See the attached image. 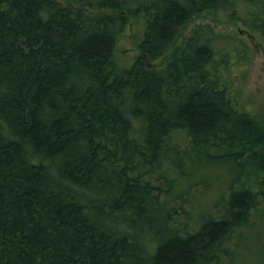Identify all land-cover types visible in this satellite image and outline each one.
<instances>
[{
    "label": "trees",
    "instance_id": "16d2710c",
    "mask_svg": "<svg viewBox=\"0 0 264 264\" xmlns=\"http://www.w3.org/2000/svg\"><path fill=\"white\" fill-rule=\"evenodd\" d=\"M220 13L264 39V0H0V264L232 262L262 213L264 118L225 76ZM219 158L242 176L193 218Z\"/></svg>",
    "mask_w": 264,
    "mask_h": 264
},
{
    "label": "rangeland",
    "instance_id": "374dc122",
    "mask_svg": "<svg viewBox=\"0 0 264 264\" xmlns=\"http://www.w3.org/2000/svg\"><path fill=\"white\" fill-rule=\"evenodd\" d=\"M258 7L252 5L241 6V11L250 16L251 12H257ZM212 15L196 18L187 27L184 36L189 35L195 27L209 23ZM219 20L215 26L216 31L228 34V42H223L229 50V58L223 67L225 76L229 82L233 81L236 99L240 106L246 107L249 111L264 118V39L255 31L247 28L241 21L233 20L225 13H220ZM144 22L141 19L134 20L120 37L116 54L121 60V66L132 64L138 55V44L142 38ZM163 59L150 62L151 67L159 66ZM214 170L210 171V185L202 182L201 192H197L191 198L188 205L189 213L195 218L199 211H209L214 215L218 210L214 207L219 198V193L225 191L229 193V182L241 171L234 165L226 163V158H219ZM212 171V172H211ZM198 194V195H197ZM261 214L254 212L252 219L254 225L247 227L243 236L235 239L236 245L233 247L234 258L230 264H259L264 254V200L260 205ZM207 213V212H206ZM196 225V222H194ZM227 260L225 261V264Z\"/></svg>",
    "mask_w": 264,
    "mask_h": 264
}]
</instances>
